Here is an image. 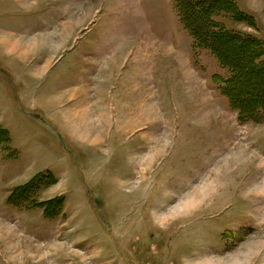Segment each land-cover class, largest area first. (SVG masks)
<instances>
[{
	"label": "rangeland",
	"instance_id": "rangeland-1",
	"mask_svg": "<svg viewBox=\"0 0 264 264\" xmlns=\"http://www.w3.org/2000/svg\"><path fill=\"white\" fill-rule=\"evenodd\" d=\"M179 1L0 0V264H264V0Z\"/></svg>",
	"mask_w": 264,
	"mask_h": 264
},
{
	"label": "trees",
	"instance_id": "trees-1",
	"mask_svg": "<svg viewBox=\"0 0 264 264\" xmlns=\"http://www.w3.org/2000/svg\"><path fill=\"white\" fill-rule=\"evenodd\" d=\"M179 2H180L179 0H173V8L175 10V13L179 17V20H180L181 24L188 31V33H189V35H190V37L192 39V43H191L190 47H191L192 56L194 57L195 56V51H194L195 43L197 42L198 37H197L195 32H193L192 30L187 29V23H186V21L184 19V13H183V11L181 9V6H180ZM229 80H231V78L230 79L228 77L225 78V79L223 78L221 80L222 82L220 81L218 84H216L217 88H222V87L224 88L226 82H228ZM236 113H237V117L239 118L240 115L242 114V109L240 107H238L237 110H236Z\"/></svg>",
	"mask_w": 264,
	"mask_h": 264
}]
</instances>
